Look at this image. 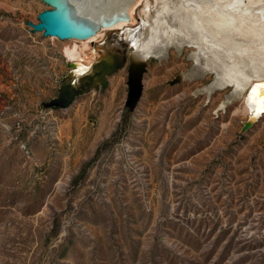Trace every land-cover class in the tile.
Wrapping results in <instances>:
<instances>
[{
  "label": "rangeland",
  "instance_id": "rangeland-1",
  "mask_svg": "<svg viewBox=\"0 0 264 264\" xmlns=\"http://www.w3.org/2000/svg\"><path fill=\"white\" fill-rule=\"evenodd\" d=\"M63 1L76 17L74 1ZM199 2L188 21L201 20L217 42L201 36L208 55L229 49L251 74L264 66V53L246 59L264 44V0H241L240 34L214 27L227 21L220 5L235 0ZM50 9L0 0V264H264V111L251 90L218 109L233 87L209 92L217 74H192L198 48L170 47L146 61L134 109L125 105L129 58L104 92L45 110L67 60L93 63L112 29L94 39L44 36L28 23L45 22ZM250 115L259 120L242 133Z\"/></svg>",
  "mask_w": 264,
  "mask_h": 264
},
{
  "label": "bare ground",
  "instance_id": "bare-ground-1",
  "mask_svg": "<svg viewBox=\"0 0 264 264\" xmlns=\"http://www.w3.org/2000/svg\"><path fill=\"white\" fill-rule=\"evenodd\" d=\"M73 1L75 3L73 5L79 8L78 13H82L80 19L82 21L79 20V25L88 22L90 23V28L99 25L103 22L102 19L111 17L116 11H121L122 7L128 2V0ZM199 4V0H136L128 10L130 19L136 18L141 21L136 32H133L134 27L126 25V22H119L110 28L118 29L127 27L129 30L126 31V36L131 37L138 53L147 60L151 58L163 59L166 56V51L170 47L179 49L185 46L197 47L198 51L194 54L196 64L192 70V74L199 75L203 72H216L217 78L215 82H212L206 87L209 92L218 89V87H233L232 96L223 100L218 109H224L231 103L233 98L241 96L248 89L251 90V99L256 103V113L260 115L264 111V75H261L262 72L264 73V66L255 69L250 68L251 74L247 73L248 71L242 70L236 64L235 60H233L232 51L229 49L225 48L226 51L224 50L220 55L221 57H217V54L212 55L214 54L213 50L211 56L208 55L204 47H202L203 37L201 36L206 35L208 37L207 43L210 44L209 46L215 47L214 44H217V42L213 43L215 41L211 37V33L207 32L206 29L208 28L205 29L201 20L196 21L195 25H193L194 23L190 25L191 23L188 21L191 15L188 10H196ZM240 4L241 0H235L234 3L220 5L221 7H219V9L223 10L222 12L225 13L227 21L221 26H214L215 29L230 34H240L246 31L248 29L246 21L248 16H245L247 15L244 11L245 9L241 8ZM205 12H208V8ZM260 13L262 17H264V12ZM95 34L87 38L94 39ZM255 37L257 38V36ZM249 49L239 48L237 51L239 54L245 55V53L250 51ZM251 51H253V53L251 54L250 52L246 55V59L249 60L246 61L247 64L250 62L251 65H253L257 63L254 53H264V44H260L258 48L253 47ZM91 53L95 55V59L99 57L96 48L93 49ZM75 63L76 65L73 71L77 76L89 72L93 65V63H86L81 60ZM254 81L256 82L254 83Z\"/></svg>",
  "mask_w": 264,
  "mask_h": 264
},
{
  "label": "water",
  "instance_id": "water-1",
  "mask_svg": "<svg viewBox=\"0 0 264 264\" xmlns=\"http://www.w3.org/2000/svg\"><path fill=\"white\" fill-rule=\"evenodd\" d=\"M43 1L53 8L41 14V18H44L45 22H29L28 24L35 31H42L44 36L69 40L71 38L85 39L119 22L130 21L128 10L136 0H128L121 11H116L111 17L102 19L103 22L93 28H90V23L88 22L79 25L80 21H82L80 20L82 13H78L80 15L76 17H71V14L64 12L61 7L63 0ZM71 19L74 20L72 21ZM137 29L138 27L134 28L133 32H136ZM127 30H129L127 27L110 29V32L105 33L104 39L95 44V48L100 53L99 57L93 62L92 69L89 72L77 76L73 71L76 63L67 60L69 71L63 77L57 95L50 101L43 103L44 109H67L79 96L90 92L92 89L104 92L109 86L108 77L124 68L129 58H131L128 68L129 92L125 105L130 109H134L144 90L143 77L146 71L147 59L138 53L131 37L126 36ZM183 78V75H179L170 83L176 84ZM258 120L259 116L250 115L248 120L243 122L241 132L244 133L249 130Z\"/></svg>",
  "mask_w": 264,
  "mask_h": 264
}]
</instances>
